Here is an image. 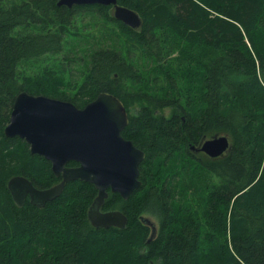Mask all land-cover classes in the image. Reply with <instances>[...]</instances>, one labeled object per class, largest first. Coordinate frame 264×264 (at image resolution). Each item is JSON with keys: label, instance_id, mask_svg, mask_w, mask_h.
<instances>
[{"label": "trees", "instance_id": "trees-1", "mask_svg": "<svg viewBox=\"0 0 264 264\" xmlns=\"http://www.w3.org/2000/svg\"><path fill=\"white\" fill-rule=\"evenodd\" d=\"M118 1L141 15L139 28L116 19L113 6L0 0V264H264V0ZM87 11L112 25L108 35L120 42L73 57L65 38ZM175 48L190 79L186 89L167 63ZM133 53L156 63L165 86L128 84L146 83ZM49 58L40 72L27 68ZM76 59L87 67L85 79L82 94L69 96L60 91L63 77L47 65L69 73ZM22 91L79 107L100 92L115 94L128 110L146 102L129 112L122 132L146 152L143 184L128 199L109 191L103 206L125 212V228L91 224L98 190L84 180L69 182L44 207L14 201L8 181L15 175L42 188L62 179L25 139L4 133ZM165 107L173 109L170 117L156 115ZM225 133L232 145L219 157L191 149ZM144 212L160 218L149 242Z\"/></svg>", "mask_w": 264, "mask_h": 264}, {"label": "water", "instance_id": "water-1", "mask_svg": "<svg viewBox=\"0 0 264 264\" xmlns=\"http://www.w3.org/2000/svg\"><path fill=\"white\" fill-rule=\"evenodd\" d=\"M58 4L113 6L116 19L133 28L142 25L141 15L118 0H59ZM129 121V110L124 102L110 92H100L84 107L68 100L20 92L4 133L25 139L31 152L49 160L53 172L62 179L51 187L38 188L28 177L15 175L8 181L14 201L23 205L29 198L32 204L44 207L59 197L69 182L84 180L93 183L98 190L88 210L91 224L97 228H125L127 214L120 209L104 210L103 206L109 191L128 199L143 184L140 165L146 152L123 136ZM231 145V137L225 133L204 137L191 149L216 158L227 153ZM71 161L77 165H69ZM141 219L151 227L149 242L157 235V223L145 215Z\"/></svg>", "mask_w": 264, "mask_h": 264}, {"label": "rangeland", "instance_id": "rangeland-1", "mask_svg": "<svg viewBox=\"0 0 264 264\" xmlns=\"http://www.w3.org/2000/svg\"><path fill=\"white\" fill-rule=\"evenodd\" d=\"M110 13H114V8L109 10ZM73 24L72 31L68 32L65 38L66 48L69 50L70 54L73 57L77 58H87L89 56V51L97 46L101 45H112L117 40L115 38L109 37L108 29L112 28L113 26L107 23L105 20L101 18L99 14H96L92 11L84 12L83 14L79 15ZM114 39V41H113ZM120 42V41H119ZM119 42L117 43L119 45ZM179 48H175V51L172 52L169 61L167 62L168 65L172 66L173 71L175 70L178 75L179 84H181L183 89L186 87L189 88L190 86V79L187 73L182 72L180 70L178 57L180 56ZM132 61L138 66L139 70L142 72L143 76L145 77V82L141 83H134L129 81V85H132L135 88H152L153 91L159 88V85L165 86V82L162 79V75H158V68L156 63L146 56L141 54L133 53L131 55ZM53 62L52 58L48 59L46 63H38L34 66L28 65L27 68L29 69H36L39 70L38 72L46 69V64H51ZM79 60L76 59L73 61L75 63L73 66V70H70L69 73H63L59 67L54 68V66H48V68L54 69L53 71L58 72V76L62 78V82L60 83V91L65 92L69 96L74 94L81 95L79 87L83 80L85 79V75L83 74L86 71V65L80 66ZM149 86V87H147ZM69 101V100H68ZM146 104L144 101H137L130 105L129 112L131 115L137 114L138 110L142 105ZM173 113V109L171 107H165L163 109H159L156 111V115H165L166 117H170ZM211 137V136H208ZM202 141V140H201ZM199 157L207 158L205 154L198 153L194 151ZM176 170L175 168H169V171ZM177 171V170H176ZM144 215L150 217L154 222L157 223L158 229L160 228V218L156 213L153 212H144ZM154 264H159L154 263Z\"/></svg>", "mask_w": 264, "mask_h": 264}, {"label": "flooded vegetation", "instance_id": "flooded-vegetation-1", "mask_svg": "<svg viewBox=\"0 0 264 264\" xmlns=\"http://www.w3.org/2000/svg\"><path fill=\"white\" fill-rule=\"evenodd\" d=\"M193 151H194V150H193ZM76 165H77V164H76ZM61 177H62V176H61ZM60 181H61V180H60ZM60 181H59V182H60ZM59 182H58V183H59ZM37 187H38V186H37ZM38 188H42V187H38ZM44 188H48V187H44ZM27 199H29V198H27ZM27 199H26V200H27Z\"/></svg>", "mask_w": 264, "mask_h": 264}, {"label": "bare ground", "instance_id": "bare-ground-1", "mask_svg": "<svg viewBox=\"0 0 264 264\" xmlns=\"http://www.w3.org/2000/svg\"><path fill=\"white\" fill-rule=\"evenodd\" d=\"M115 209H117V208H115Z\"/></svg>", "mask_w": 264, "mask_h": 264}]
</instances>
